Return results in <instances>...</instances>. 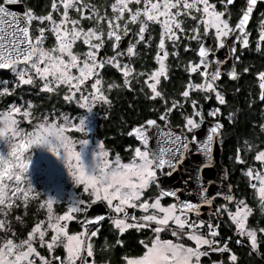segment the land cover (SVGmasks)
<instances>
[{
    "label": "snow or ice",
    "instance_id": "obj_1",
    "mask_svg": "<svg viewBox=\"0 0 264 264\" xmlns=\"http://www.w3.org/2000/svg\"><path fill=\"white\" fill-rule=\"evenodd\" d=\"M19 2L0 0V70H8L15 77L14 81H0V97L12 95L25 85L38 87L39 92L48 94L64 88L63 100L89 113L97 101L109 104L101 70L110 66L121 74L123 88L132 90L133 76L138 84L142 78L140 91L144 92L146 87V99H159L163 106L157 118L163 124L148 118L131 127L127 135L134 137L138 145L132 149L127 162H122L119 154L110 156V151L97 142L86 164L83 154L89 140L84 114L70 117L61 113L50 117L45 113L41 119L33 116L32 101H27L26 107L23 100L20 104H8L0 111V264H37V261L38 264H96L94 238L98 237L105 219L116 232V245H122L119 236L129 229L149 233L147 240L139 241L140 253L122 255L121 264H202L201 258L210 252L227 253L229 264H237V255L228 247V240L216 239L218 222L225 216L232 235L237 237L235 243L240 245L246 241L249 254L259 255L264 226H250L249 218L254 209L246 199L217 193L223 195L224 203L214 210L217 221L214 224L190 219V216H199L202 205L211 206L212 198L206 195L202 184L197 192L199 202L193 203L179 199L178 190H165L157 183L158 176L171 175L176 170L192 150L190 146L194 145L195 151L206 160L211 157L222 124L214 119L204 138H198L195 131L204 122V115L198 100L190 95L203 94L205 101L214 95L219 105L226 103L216 87L223 61L214 58L212 47L206 45L205 39L212 38L215 48L221 49L231 37L228 47L233 53L232 59L239 60L235 56L236 45L245 49L253 42L246 26L258 0H244L234 24L229 8L234 0H111L107 11H101L87 0H51L49 10L42 15L28 8L18 13L8 7ZM33 22H36L34 30ZM153 25L159 29L153 57L157 66L150 71H137L131 66V60L138 44L150 45ZM130 34L126 48L121 49V41ZM49 38L53 41L50 45ZM182 38L196 42L194 51L198 59L187 61L189 79L179 93L181 99L177 100L166 97L158 85L161 77L168 80L165 61L169 56L178 57L175 49ZM254 43L256 51L264 52V19L259 21ZM167 44L172 46L171 52ZM106 47H110L111 55H100ZM184 50L193 51L188 44L184 45ZM210 54L212 59H209ZM125 55L128 62L122 59ZM243 72L247 73L248 68ZM194 73L198 74L199 82L193 81ZM227 76L235 79L237 73L231 70ZM255 79L257 100L264 105V70L258 71ZM118 87L114 81L107 84L108 91ZM185 104L190 106V114L184 109ZM174 110L179 111L183 119V124L177 126L179 131L169 127V116ZM220 115V108L207 112L212 118ZM227 119L232 123L231 112ZM33 120L36 122L32 123ZM22 122L30 124V129L22 127ZM259 128L264 133V123ZM72 132L81 134V138L70 135ZM153 139L155 146H150ZM34 149L55 158L73 188L80 189V195H70L62 214L54 212V204L59 202L57 198L39 199V210L44 211V218L35 221L24 237L19 238L8 219L11 209L21 206L16 201L27 207L30 197L44 195L36 191L28 175ZM249 154L252 163L245 159ZM235 163L245 166L242 174L264 214V147L245 141L243 150H236ZM152 185L157 189L154 196ZM163 198H172V202L165 205ZM98 202L105 206L106 214L85 215ZM14 219L23 224L20 216ZM72 221L79 224V231H68ZM205 225L206 231L203 230ZM161 233H170L174 239H161ZM108 247L102 250L107 251ZM59 248L62 255L56 254ZM39 249H46L47 256Z\"/></svg>",
    "mask_w": 264,
    "mask_h": 264
},
{
    "label": "flooded vegetation",
    "instance_id": "obj_2",
    "mask_svg": "<svg viewBox=\"0 0 264 264\" xmlns=\"http://www.w3.org/2000/svg\"><path fill=\"white\" fill-rule=\"evenodd\" d=\"M45 1L46 13L49 10L51 0ZM87 2L95 4L101 9V11H107V6L111 3V0H87ZM243 3L244 0H234V4L229 6L231 9V22L233 24L238 19L240 8ZM218 7H220V5H218ZM71 14L73 16L76 15L75 12H72ZM261 19H264V0H258V3L254 7L253 13L250 16L249 23L246 26V29L250 34V39L253 42L245 49H240L239 45H236L235 56H238L239 60L232 59L233 53L230 52L228 47V45L232 43L231 37L225 42L226 46L221 49L215 48L214 40L212 38L205 39L206 45L212 47L214 58L223 61L220 65L221 78L216 81V87L217 90L224 96L226 103L224 105H219L216 102L214 95H211L209 99L205 101L203 99V94L195 92L190 93L193 99L198 100V104L202 108L204 122H213L214 119H219L222 124L221 133L217 139V144L220 149L219 161L226 169L228 182L232 188L233 195L237 198L246 199L249 206L254 209L253 215L249 218L250 226H264V214H261L259 208L257 207L258 202L254 198L252 189L247 186V178L242 174V168L245 166L235 163V155L237 148L243 150L245 141L264 147V133H262L259 128V125L264 123V110H262L264 109V105L257 100L258 87L255 79V74L258 71L264 70V52L256 51L254 43L255 38L258 36L259 21ZM84 24L85 26H88L87 21H85ZM130 27L132 26L130 25ZM185 27H187V25H185ZM158 32V26L153 25L151 33L153 40L150 42V45L145 47L144 44L141 43L136 46V55L131 60V66L135 70L150 71L157 66L153 57L156 52L155 43L158 40ZM130 37L131 34L130 36L123 38L120 43L121 49L126 48ZM47 43L48 45L53 43L51 38H49ZM185 44H188L193 51L186 52L184 50ZM166 47L170 52L173 50L170 44H167ZM196 47L197 44L195 41H187L182 38L175 49L178 53V57L169 56L166 59L165 63L168 65L167 75L169 78L167 81H164L161 77V82L158 85V89L162 90L166 97H174L177 100L181 99L179 93L183 90V86L189 79L188 73L186 72V63L188 60L196 61L198 59L194 51ZM106 54L111 55L110 47L102 49L100 53V55ZM212 58L213 55L210 54L209 59ZM122 59L124 62L129 61V58L126 55ZM244 68H248L247 73L243 72ZM231 70H234L237 73L235 79H229L227 76V73ZM4 72H8L9 75H12L10 71ZM101 74L104 80L103 90L109 99V104L104 105L103 102L97 101L93 105V111L89 113H84V111L79 109L75 103L64 101V88H60L55 93L48 94L39 92L38 87L30 86L32 90L23 93L20 92L19 94H29L47 99V101H49L47 114H49L50 117L53 114L60 115L61 113L69 115L70 117H78L79 115L84 114V116L88 117L87 120L92 124V137L97 139L103 145H105V143L111 144L113 142L122 144L123 154H119V156L123 159H129V157H131L132 149L138 145V142L134 137L128 136L127 132L132 126L139 125L148 118L157 119L159 112L163 111V106L161 105L159 99L153 101L146 99L144 95V92H147L146 87L144 88V92L140 91L143 86L142 78L138 84L136 82V78L133 76L130 80L132 90H129L123 88L121 74L110 66L103 68L101 70ZM192 79L194 82H199L200 80L198 74L195 73L192 75ZM113 81L120 87L108 91L107 84L112 83ZM37 84H39V82H37ZM213 108H220L221 115L218 118L207 116V112ZM118 109L126 110V115H120V113H118ZM150 109L153 110L150 111ZM184 109L190 114L191 108L188 104L184 105ZM230 112L232 113V123H229L227 119L228 113ZM169 120V127H171L172 130H180L177 126L183 124V119L179 111L174 110L173 113L170 114ZM117 122L120 123L121 126L119 129L115 127ZM157 122L161 125L163 124V122L158 119ZM109 128L117 129L119 132L112 130V132L108 133L107 130H110ZM188 135L191 136V133ZM126 148L127 151L125 150ZM116 154L112 155L115 156ZM245 159L249 163H252L251 154L245 157ZM151 188L155 189V193H152L154 196L157 193L156 186L152 185ZM162 202L167 205V203L172 202V200L169 198H163ZM214 203L216 208L218 205L224 203V200L215 199ZM17 209V207L14 209L13 214L15 217L20 216L23 219L25 215H29L32 223L36 221L34 211L27 210V208L22 205L19 210ZM213 213L214 212L208 214L206 222H212L214 224L217 223L216 217ZM136 215H139L138 211L136 212ZM192 217L198 219L196 216H190V219ZM218 223L219 236L216 239L221 242L225 239L228 240V247L234 254L237 255V264H264V240H262L259 244V255L256 253L249 254V248L246 241L242 242L240 245L235 243L237 237L232 235L231 225L230 222L227 221V217H223ZM101 225L98 237L94 238V258L96 260V264H103V261L105 260H108L109 264H121L120 257L122 255L139 254L142 250V246L139 241L147 240L149 238L147 230L142 229L140 232H137L135 229H129L119 236V239L122 241V245H116L115 241L117 239V235L108 220L106 219L101 222ZM68 230L71 232H77L80 229L77 226V222L74 221L69 226ZM203 230L206 231V225ZM129 232H134L135 235L141 233L142 236L138 237V235H136L138 237L137 241L135 243H130L128 242V239H123L124 236L129 234ZM0 235H2V233H0ZM184 242L191 244L190 241ZM106 245L109 246L108 250H102ZM39 251L42 255L47 256V251L45 249H39ZM212 253L213 252H210L208 256L201 258L202 264H214ZM56 254L62 255V251L57 250ZM217 254L220 255V263L218 264L229 263L227 261V253Z\"/></svg>",
    "mask_w": 264,
    "mask_h": 264
},
{
    "label": "water",
    "instance_id": "obj_3",
    "mask_svg": "<svg viewBox=\"0 0 264 264\" xmlns=\"http://www.w3.org/2000/svg\"><path fill=\"white\" fill-rule=\"evenodd\" d=\"M8 7L10 10L17 11L18 13H22L26 9L23 0H20L16 5H10ZM211 123L204 122L195 132V135L203 139ZM150 146H155L154 139L150 140ZM190 147L192 150L186 154L185 159L177 166L176 170L171 172V175L159 176L157 183L165 190H178L177 196L179 199L188 200L193 203L199 202L197 192L199 185L202 184L206 189V195L212 198V203L211 206L202 205L197 218L207 221L208 214L215 210L214 200H223V195H217V193L233 195L232 188L228 182L226 169L219 161L220 149L217 144V139L213 143L211 157L207 160L195 151L194 145ZM165 171L168 170L165 169ZM169 199L172 200V198ZM129 212L131 213L132 210H129ZM96 214H106V208L102 203L98 202L96 205H93L85 215L94 216ZM77 226L79 227L78 223ZM212 254L213 263H220V255L214 252Z\"/></svg>",
    "mask_w": 264,
    "mask_h": 264
},
{
    "label": "rangeland",
    "instance_id": "obj_4",
    "mask_svg": "<svg viewBox=\"0 0 264 264\" xmlns=\"http://www.w3.org/2000/svg\"><path fill=\"white\" fill-rule=\"evenodd\" d=\"M35 25H36V22H33V30L35 29ZM25 86H28V85H25ZM3 110H1V111H3ZM86 115H89V114H86ZM40 118L42 119L43 117H40ZM87 119H88V117L84 116L85 128H86L87 133H88L87 138L89 140V143L85 147L84 154H83V159H84V162L86 164L89 161L90 153H91L92 149L94 148L95 143H97V142L100 143L97 139L92 137V135H91L92 124ZM35 122H36L35 120L32 121V123H35ZM28 125H29V127H26ZM21 126L25 127L26 129H30V127H31L30 124H24L23 122H22ZM70 135H72L76 138H81V134L76 133V132H72V133H70ZM32 156H33V161H32V164L30 165V169H29V173H28L30 180L32 181L35 189L39 193L44 194V195L40 196L41 199H43L45 196H52L54 198H57V200L59 202L54 204V212L56 214H62V212L66 210L65 202L69 200L70 195H80V189L79 188H73L71 183L67 180L66 174H65L62 166L49 153L42 151L40 149H34V150H32ZM110 156H113L111 152H110ZM129 159H130V157H129ZM129 159L121 158L122 162H127ZM152 193H155V189H153V188H151V194ZM84 198H87V197H84ZM19 202L20 201H16V204L22 205L21 202H20V204H19ZM14 208H15V206L11 209V211L9 213V217H8V219L11 221L15 220L14 219L15 216L13 214ZM44 215L40 219H43ZM72 222H74V221H72ZM72 222H69V226L72 224ZM168 238L174 239L173 237H171L170 233H161V239H168ZM57 250L62 251V248L56 249V251Z\"/></svg>",
    "mask_w": 264,
    "mask_h": 264
},
{
    "label": "trees",
    "instance_id": "obj_5",
    "mask_svg": "<svg viewBox=\"0 0 264 264\" xmlns=\"http://www.w3.org/2000/svg\"><path fill=\"white\" fill-rule=\"evenodd\" d=\"M26 8L31 9L35 14H39L42 15L45 13L46 10V1L45 0H23ZM7 79V81H14L15 78L12 75H9L8 72H4V71H0V81H3ZM2 86V85H0ZM9 88L12 87L11 83H9L8 85ZM29 90H32V88L30 86H21L20 88H17L15 90V92L12 95L9 96H4V97H0V111L3 109H6L7 105L10 103H16V104H20L21 100L25 101V105L27 106L26 102L27 101H32L34 104V109L32 110L33 116H39V117H43V115L45 113H48L47 110L49 108V101H47V99H45L44 97H36V96H32L29 94H19L20 92H28ZM118 113H120V115H126V110H121L118 109ZM56 116H59V114H55ZM119 118V115H118ZM26 127H29L26 126ZM116 128H120V123H116ZM110 129V128H109ZM112 130L119 132V130L117 129H110L107 130L108 133L112 132ZM105 148L108 149L112 154H123L122 150H123V145L119 144L117 142H113L111 144L109 143H105ZM37 191V190H36ZM38 192V191H37ZM39 199H41V197L38 198H29L28 200V205H27V210L30 211H34L35 212V218L36 221L39 220L40 218L43 217V215L45 214L43 210H39ZM20 204V202H19ZM19 210L20 207H17ZM16 209V207L14 208ZM13 218V217H12ZM30 216L29 215H25V217H23V224H21L20 222L16 221V220H12L11 224H12V228L15 230L17 236L19 238H23L25 233L27 232V230L30 229V227L32 226V222L30 220ZM135 232V231H134ZM134 232H129V234L127 236H124L123 239H128V242H133L135 243L137 241V238L139 236H142L141 233H138L136 235H138V237L135 235Z\"/></svg>",
    "mask_w": 264,
    "mask_h": 264
},
{
    "label": "built area",
    "instance_id": "obj_6",
    "mask_svg": "<svg viewBox=\"0 0 264 264\" xmlns=\"http://www.w3.org/2000/svg\"><path fill=\"white\" fill-rule=\"evenodd\" d=\"M191 219L195 220V217H192Z\"/></svg>",
    "mask_w": 264,
    "mask_h": 264
}]
</instances>
